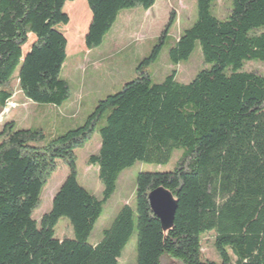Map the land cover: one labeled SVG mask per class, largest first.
Masks as SVG:
<instances>
[{"label": "trees", "instance_id": "trees-1", "mask_svg": "<svg viewBox=\"0 0 264 264\" xmlns=\"http://www.w3.org/2000/svg\"><path fill=\"white\" fill-rule=\"evenodd\" d=\"M73 0H0V113L14 84L37 104L60 106L70 87L60 78L67 39L59 26L69 22L64 4ZM91 13L84 36L87 49L99 46L124 9L151 8L155 0H86ZM216 0H197V19L169 50L171 62L201 46L210 69L187 83L175 72L153 83L147 67L156 60L175 12L136 78L100 100L83 124L51 136L40 126H0V264H118L137 229L136 264H162L164 256L182 264H264V75L240 71L243 61L264 62V0H231L225 19L212 14ZM33 42L23 55L22 47ZM96 154L101 198L77 181L75 149L98 127ZM185 148L172 171L140 172L135 212L124 205L96 244L89 235L120 173L136 161L166 163ZM68 174L53 195L51 209L31 216L56 161ZM163 186L178 201L173 227L163 231L148 193ZM136 216V218H135ZM66 218L74 238L57 239L54 227ZM213 232L219 262L203 257V235Z\"/></svg>", "mask_w": 264, "mask_h": 264}, {"label": "rangeland", "instance_id": "rangeland-1", "mask_svg": "<svg viewBox=\"0 0 264 264\" xmlns=\"http://www.w3.org/2000/svg\"><path fill=\"white\" fill-rule=\"evenodd\" d=\"M196 2L197 0H155L153 6L147 10L140 6L121 10L102 43L95 48L87 49L84 45V36L91 19L87 1H67L63 11L68 15L69 22L59 26V31L67 39V56L59 76L69 84V98L60 106L37 104L31 101L32 104L25 99L15 82L10 100L11 107L5 115L1 116L0 126L3 121H15L16 128L40 126L45 133V138L36 144L40 146L45 145L51 136L61 134L71 126L83 124L100 100L119 92L125 83L136 78V68L152 53L172 11L175 12L174 22L168 29L156 60L149 64L147 71L153 83L162 82L173 72H175L176 81L184 84L191 82L198 72L210 69L212 66L211 63L204 61L200 43L197 41L189 57L177 64L171 62L169 50L175 46L179 35L196 21ZM231 3V0H216L211 8L212 14L219 19H225L230 12ZM260 30L264 31V28ZM33 39L29 36L28 42L22 47L23 55L29 49ZM239 70L255 71L264 75V62L258 59L244 60ZM71 116H73V123L66 127V124L71 121ZM102 124L103 122L98 124L95 132L83 146L75 149L77 181L87 190L97 194L98 198H101L102 191L98 167L88 165L87 159L99 150L101 137L98 130ZM184 152L185 148L174 149L166 163L136 161L123 170L119 175L115 192L103 205L101 215L89 235L88 243L92 244L101 240L103 231L111 226L118 211L124 205L128 204L135 212L138 173L172 171ZM67 174L66 163L58 159L56 169L40 190L38 205L31 212L38 229H40V218L50 211L52 197ZM53 231L57 239L74 238L72 227L66 218H60ZM213 234L209 232L203 235L202 253L204 258L219 262L212 243ZM136 256L137 229L135 225L121 251L118 264H136ZM162 264L182 263L177 259L164 256Z\"/></svg>", "mask_w": 264, "mask_h": 264}, {"label": "water", "instance_id": "water-1", "mask_svg": "<svg viewBox=\"0 0 264 264\" xmlns=\"http://www.w3.org/2000/svg\"><path fill=\"white\" fill-rule=\"evenodd\" d=\"M148 200L153 214L159 219L163 231L173 227L178 201L172 193L159 186L148 193Z\"/></svg>", "mask_w": 264, "mask_h": 264}, {"label": "crops", "instance_id": "crops-1", "mask_svg": "<svg viewBox=\"0 0 264 264\" xmlns=\"http://www.w3.org/2000/svg\"><path fill=\"white\" fill-rule=\"evenodd\" d=\"M25 99L28 100L27 98H25ZM28 101L31 102L30 100H28ZM31 103H32V102H31ZM32 104H33V103H32ZM36 106H39V105H36ZM52 106H54V105H52ZM48 114H49V113H48ZM54 114H55V113H54ZM70 120H71V121H70L69 123L66 124V125H67L66 127H69V125H70L71 123H73V122H72V120H73V116H71ZM73 125H74V124H73ZM70 126H71V125H70ZM66 127H65V128H66ZM72 127H74V126H71L70 128H72ZM65 128H64V129H65ZM61 131H63V130H61ZM90 192H91V191H90ZM91 193H92L93 195H95L96 197L98 196L97 194H94L93 192H91ZM96 243H97V242L92 243V244L94 245V244H96Z\"/></svg>", "mask_w": 264, "mask_h": 264}, {"label": "built area", "instance_id": "built-area-1", "mask_svg": "<svg viewBox=\"0 0 264 264\" xmlns=\"http://www.w3.org/2000/svg\"><path fill=\"white\" fill-rule=\"evenodd\" d=\"M10 107H11V103L8 102L7 105H6V107H5V108L2 110V112L0 113V119H1V116L5 115L6 112H8V110L10 109Z\"/></svg>", "mask_w": 264, "mask_h": 264}]
</instances>
